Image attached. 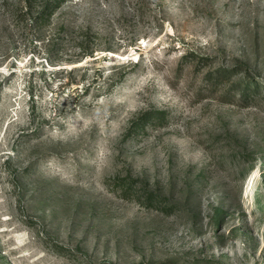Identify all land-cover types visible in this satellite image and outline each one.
<instances>
[{
  "label": "rangeland",
  "instance_id": "374dc122",
  "mask_svg": "<svg viewBox=\"0 0 264 264\" xmlns=\"http://www.w3.org/2000/svg\"><path fill=\"white\" fill-rule=\"evenodd\" d=\"M0 264H264V0H0Z\"/></svg>",
  "mask_w": 264,
  "mask_h": 264
},
{
  "label": "trees",
  "instance_id": "16d2710c",
  "mask_svg": "<svg viewBox=\"0 0 264 264\" xmlns=\"http://www.w3.org/2000/svg\"><path fill=\"white\" fill-rule=\"evenodd\" d=\"M82 55H83V56H86V53L83 52Z\"/></svg>",
  "mask_w": 264,
  "mask_h": 264
}]
</instances>
